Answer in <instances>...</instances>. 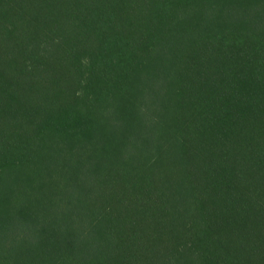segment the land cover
Segmentation results:
<instances>
[{
	"label": "trees",
	"instance_id": "trees-1",
	"mask_svg": "<svg viewBox=\"0 0 264 264\" xmlns=\"http://www.w3.org/2000/svg\"><path fill=\"white\" fill-rule=\"evenodd\" d=\"M0 264H264V0H0Z\"/></svg>",
	"mask_w": 264,
	"mask_h": 264
}]
</instances>
